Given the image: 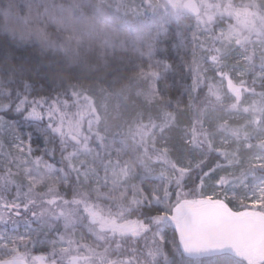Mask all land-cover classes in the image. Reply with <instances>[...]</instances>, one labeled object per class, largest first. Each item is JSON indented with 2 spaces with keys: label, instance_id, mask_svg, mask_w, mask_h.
<instances>
[{
  "label": "trees",
  "instance_id": "obj_1",
  "mask_svg": "<svg viewBox=\"0 0 264 264\" xmlns=\"http://www.w3.org/2000/svg\"><path fill=\"white\" fill-rule=\"evenodd\" d=\"M248 1L264 15V0ZM111 4L106 0H0V118L26 131L31 142L29 170L0 156V228L21 222L30 227L25 237L3 247L0 259L42 254L51 264H69L74 255L87 264L112 257H124L128 264L136 256L143 260L140 264H248L227 251L201 258L189 255L169 217L180 200L200 201L212 193L231 210L243 209L237 199L252 183L245 176L234 182L226 159L205 143L203 133L215 130L212 123L208 130L201 128L206 121L202 113L211 99L205 84L194 80L204 27L198 24L200 15L191 18L167 0H150L148 6L140 0L146 10L142 14ZM215 62L204 59L203 66ZM259 63L256 72L263 69ZM252 74L242 83L240 103L251 93L264 98V74L255 80ZM225 86L229 91L226 81ZM89 102L97 134L87 141L81 131L84 137L79 145L64 142L70 148L85 141L90 147L117 148L110 163L121 169L123 179L111 187L83 182L65 159L62 137L51 122L33 114L42 106L60 107L67 115L80 109L88 115ZM212 135L215 143L218 133ZM261 146L264 143H258L252 133L236 139V158L231 159L235 170L248 168L249 156ZM41 161L60 170L37 180L31 171H42ZM254 175L264 177V165ZM97 191L107 196L98 197ZM21 192L30 196L28 219L9 213L1 202ZM93 201L124 212L121 219L159 218L160 225L153 227L159 228L157 236H145L152 232L143 228L144 238L137 243L124 241L113 247L108 238L99 237L84 209ZM258 203L256 211L264 214V193ZM53 204L58 212L50 209ZM147 249L154 254L148 255Z\"/></svg>",
  "mask_w": 264,
  "mask_h": 264
},
{
  "label": "rangeland",
  "instance_id": "obj_2",
  "mask_svg": "<svg viewBox=\"0 0 264 264\" xmlns=\"http://www.w3.org/2000/svg\"><path fill=\"white\" fill-rule=\"evenodd\" d=\"M167 1L170 6L185 12L182 6L184 0ZM196 1L201 8V14L197 21L198 24L204 27L202 28V39L200 41L196 64L193 66L194 80L196 81L195 83L205 84L207 94L211 99L208 109L202 113V116H206V121H203L201 128L203 130H208L209 124L212 123L214 127L212 129L215 130H211V134L203 133L205 143L211 146L216 152L220 153L224 160L226 159L225 165L228 167L227 173L235 179L234 182L242 179L243 176L246 177L245 180L248 177L252 178V183L247 192L237 199L244 205V208L233 210L235 214L264 219V214L256 211L260 197L264 193V177L258 178V176L254 175L255 170H258V167L264 165V147L261 146L254 154L249 156V167L244 171L237 172L233 164L235 161H231L232 158H236L234 157L236 153L234 151L236 139L248 136L252 133L256 135L258 143H264V124L261 123V116L264 112V98L260 95L256 96V94L251 93L244 101L241 103L239 102L243 97L242 90L245 88L242 83H245L244 80L249 73H253L251 75L253 80H255L258 75L264 74V15H261L256 10L257 6H255L254 2L248 0ZM106 2L109 4L113 2V6L116 8H128L131 12L139 14L146 11L140 5V0L139 2L135 0H106ZM146 3L147 6L150 5V0H146ZM185 14L191 17L186 12ZM212 58L217 61L214 65L208 64L207 66H203L204 59L210 61ZM259 61L260 67L263 69L256 72V62ZM225 81L228 84L229 91L226 90ZM235 98L236 101H232V99ZM239 104L240 107H238ZM1 106L3 109L7 107L4 104ZM60 106L63 109L66 107L64 105ZM86 107L88 115L80 109H77L73 115H67L65 110H63V112L59 109L60 107H54V109L50 110L48 107L42 106H39V108L36 107L37 109H35L33 114L35 113L34 117L44 116L51 122L53 130L62 137L60 140L65 149V159L77 172L79 178L83 182L92 180L95 188L111 187L115 183L118 184L123 179L121 169L114 167L110 163L111 158L118 153V149L111 150L102 146L90 147L86 145L87 141H89L88 138L97 134V123L91 103H87ZM225 112L226 116H224ZM53 113L56 116H54ZM16 129L17 127L14 123H6L4 119L0 118V156L5 155L2 157V161H4L7 156L8 162H12L15 165L21 164L24 169L29 170L28 159L30 157L29 149H31L30 136L26 131L18 129L16 131ZM81 131L85 134V137L82 135ZM195 131L196 129H194V132ZM214 132L218 133V138L215 143H212V133ZM69 134H75L80 139L82 137L85 139L87 138V141L80 147L74 146L70 148V146L64 142V139H66L70 143L75 144L68 139L67 136ZM193 138L195 140V136ZM192 143H194V141H192ZM42 167V171L40 172L31 171L33 178L43 180L48 176L49 171L55 173L60 170H58L55 164L49 163L48 161H43ZM99 183L101 184L99 185ZM28 194L29 193L26 192L16 193L6 201H1L2 205L7 207L8 212L12 213L14 216H22L24 219H28L27 217L31 215L29 213L28 215L25 214L28 212L29 208L28 202L30 196H27ZM96 194L98 197L102 198L107 196L99 191H97ZM214 196L215 193H212L200 201L190 198L180 200L174 206L169 216L177 232L179 233L178 221L191 206L214 202L229 208L223 200L214 198ZM50 209L55 212L59 211V207L55 204H53ZM84 209L92 222L96 224L99 237L104 239L108 238L112 242L113 247L119 246L124 241H128L127 243H137L139 239L144 238V236H141L143 228H150L152 232L151 235H145L147 237H156V234H158L159 228H153L160 225L159 218L157 217L150 218L149 221L121 219L124 212L118 211L117 213V210L111 208L110 205L107 204V206H103L100 201L87 202ZM105 222L135 223L140 234L138 237H135L128 230L110 229L104 226ZM29 231L30 227L28 223L26 224L25 222H21L10 229L0 228V255L2 254L3 247L10 245L11 242L18 238L21 239L25 237ZM180 241L184 251L188 252L187 246L184 244L181 236ZM40 245L42 244L40 243ZM222 251L223 250L220 252ZM95 253H98V251ZM146 253L148 255L151 253L154 254L150 249H147ZM212 254L213 253L200 252L195 257L201 258ZM236 255L248 264H261V262L264 261V242L256 248L244 250ZM70 257L68 258L69 264ZM124 259L123 257L116 261H110V259L107 258L104 262L107 264L109 262L112 264H119V262ZM27 260L34 262L35 257L28 258ZM88 263L92 264L93 262ZM129 263L140 264L144 262L143 260L140 262V258L136 256L131 257V262L129 261ZM98 264H103V262Z\"/></svg>",
  "mask_w": 264,
  "mask_h": 264
},
{
  "label": "water",
  "instance_id": "obj_3",
  "mask_svg": "<svg viewBox=\"0 0 264 264\" xmlns=\"http://www.w3.org/2000/svg\"><path fill=\"white\" fill-rule=\"evenodd\" d=\"M182 6L193 18L201 13L196 0H184ZM67 137L75 144L81 142L75 134H69ZM107 225L118 229H137L136 224L130 222H108ZM178 230L191 256H196L200 252L216 253L221 250L239 254L244 250L256 248L264 242V219L236 215L230 208L214 202L189 207L178 221ZM69 262L86 264L80 256L70 257ZM0 264L51 263L44 255L38 254L34 262L18 257L0 259Z\"/></svg>",
  "mask_w": 264,
  "mask_h": 264
},
{
  "label": "flooded vegetation",
  "instance_id": "obj_4",
  "mask_svg": "<svg viewBox=\"0 0 264 264\" xmlns=\"http://www.w3.org/2000/svg\"><path fill=\"white\" fill-rule=\"evenodd\" d=\"M131 219H133L134 221L135 220H139V219H137V218H131ZM107 223L108 222H105L104 223V226H107L108 228H110V229H116V230H128L131 234H133V236H135V237H138L139 236V234H140V232L138 231V228L136 229V230H130V229H128V228H126V229H118V228H114V227H110V226H108L107 225ZM188 254H189V252H188ZM116 261V260H118L116 257H112V258H110V261ZM128 262V260L127 259H124L122 262L120 261L119 262V264H125V263H127ZM110 264H112L111 262H109ZM87 264V263H86ZM103 264H107L106 262H103Z\"/></svg>",
  "mask_w": 264,
  "mask_h": 264
}]
</instances>
